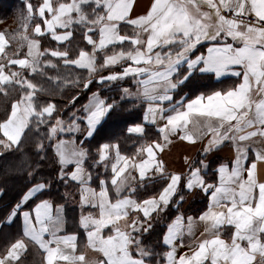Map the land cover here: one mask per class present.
<instances>
[{"label":"snow or ice","instance_id":"6c2138e0","mask_svg":"<svg viewBox=\"0 0 264 264\" xmlns=\"http://www.w3.org/2000/svg\"><path fill=\"white\" fill-rule=\"evenodd\" d=\"M135 3L26 0L32 33L0 31V157H16L24 180L0 220L22 222L0 264H23L29 244L45 264H264V0H152L133 16ZM45 33L57 47H42ZM135 109L139 122L123 117ZM119 123L131 151L104 134ZM176 141L203 145L184 171L164 159ZM226 145L234 156L214 164ZM197 193L205 207L186 215ZM157 227L159 253L143 240Z\"/></svg>","mask_w":264,"mask_h":264},{"label":"trees","instance_id":"16d2710c","mask_svg":"<svg viewBox=\"0 0 264 264\" xmlns=\"http://www.w3.org/2000/svg\"><path fill=\"white\" fill-rule=\"evenodd\" d=\"M25 2L26 0H0V31L7 30L8 32H16V31H26L28 34H31L33 29L30 25L28 29L24 30L21 28V15L26 14L25 9ZM41 2V0H31V3L33 5H37ZM67 2V0H65ZM79 30H77V42H80L82 46H85L83 42L81 41V38L79 36ZM42 47L45 48H55L57 47V42H55L49 35H45L42 38ZM70 52L73 54L75 53V48H71ZM22 58V57H21ZM99 62V61H98ZM57 63H60L57 61ZM115 70L119 71V68H116ZM65 72L74 73L76 72L75 69H65L63 67H60L59 74L63 75ZM56 72H52V75H56ZM105 74H107L105 72ZM79 75L83 78L86 76L85 72H79ZM46 86L47 85V82ZM124 86L126 87L127 84L124 83ZM98 85L93 83L91 85L92 91H95ZM71 90H65V96L70 94ZM101 92L103 95H108L106 91L101 89ZM87 90H83L81 92V101L84 97L88 95ZM56 100L59 103L60 102V96L57 94ZM123 117L127 118L129 120H136L139 122L141 118V113L139 109H135L131 114H129L127 111L123 113ZM122 129L123 124L119 123L116 124H110L106 126L105 133L107 135H115L119 136L122 140V148H124L126 151L132 150V141H127V147H125L124 136L122 135ZM150 135L155 134L154 129H149ZM32 147L31 140H29L28 143H26L22 149V151H29ZM18 164V161L16 157H0V188H3V193L0 194V220L5 218L9 205H11L17 197L20 195L21 189L24 186V180L22 173H19L17 171H14V167ZM57 192L61 194L65 193H75V186H71L67 189H65L62 185L57 184L56 189ZM189 197V199H187ZM186 200H188V204L185 208L182 207V211L185 212L186 215H196L199 211H201L205 207V201L202 199V197H199L201 200H199L197 197L193 198V195L187 196ZM72 201V200H71ZM71 201H69V210L71 212L77 211L76 207L70 206ZM185 205V204H184ZM183 205V206H184ZM78 215V213H77ZM166 222V219L163 221ZM163 231L162 227H157L155 231H152L148 234H145L143 237L144 243L148 248L155 249L158 253L166 251V249L163 247L161 243V233ZM157 262L163 263L164 261L161 259L159 255L153 258V261L151 263L157 264Z\"/></svg>","mask_w":264,"mask_h":264},{"label":"crops","instance_id":"0c3cea01","mask_svg":"<svg viewBox=\"0 0 264 264\" xmlns=\"http://www.w3.org/2000/svg\"><path fill=\"white\" fill-rule=\"evenodd\" d=\"M151 3H152V0H136L132 15L135 16L137 14H142L146 12L147 9L150 7ZM42 27H46V26L42 24ZM57 31H63V30L58 28ZM129 32H131L130 29H129ZM45 35H49V34L45 33ZM16 67L17 69H19V66H16ZM230 82L231 81H226V83H230ZM124 83L127 84L126 87L133 86V82L131 78L126 79ZM139 111L142 116V111L140 109ZM202 146L203 145L201 143H196L193 145V144H189L188 142H181V141L174 142L173 146L171 147V150L166 151L164 154V159L166 160L169 169L177 170V171H184L185 165L183 162V157L185 155H188L193 158H196ZM233 156H234V151H233L232 146L226 145L222 147L218 152L214 153L212 157L210 158L213 159V163L215 164V162L219 160H223L226 162L228 159L232 158ZM258 169H259L261 179H264V163H259ZM209 175H211V173H209ZM196 197L199 200H201L199 197H202V199L205 201V197L203 196L202 193H197L193 195V198H196ZM76 202H77L76 200H72L70 206L76 207ZM77 213H78L77 211L71 212L69 210V204H68V208H67L68 221L66 224V228L69 232L72 231L74 228H76L75 217L77 216ZM21 228H22L21 220H16L11 225H5V226L0 227V249H3V247L6 245L8 241L17 237L21 231ZM201 230H202V226H197V235L199 234V231ZM187 239L188 237L186 236L185 237L186 242H187ZM186 250H187L186 248L181 247L178 249V253H182ZM92 254L93 253L89 252V255H92ZM23 264H45V253H43L42 250H39L35 245L29 244V250L23 257ZM150 264H153V263L150 262ZM160 264H164V262Z\"/></svg>","mask_w":264,"mask_h":264},{"label":"rangeland","instance_id":"374dc122","mask_svg":"<svg viewBox=\"0 0 264 264\" xmlns=\"http://www.w3.org/2000/svg\"><path fill=\"white\" fill-rule=\"evenodd\" d=\"M41 2H42V0H41ZM187 199H189V197H187ZM187 204H188V200H186L185 205L183 206V208H185L187 206Z\"/></svg>","mask_w":264,"mask_h":264}]
</instances>
